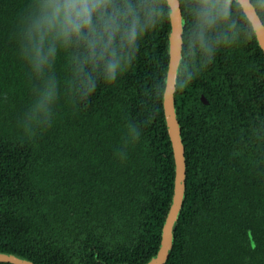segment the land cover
Segmentation results:
<instances>
[{"label": "trees", "instance_id": "obj_1", "mask_svg": "<svg viewBox=\"0 0 264 264\" xmlns=\"http://www.w3.org/2000/svg\"><path fill=\"white\" fill-rule=\"evenodd\" d=\"M180 1L174 95L187 178L165 264H264V50L233 0L224 11L241 31L204 54L197 17ZM33 2L0 0V251L37 264L144 263L160 247L176 177L164 110L168 0H134L123 13V0L110 10L85 9L84 39L94 37L97 58L105 56L86 65L95 87L87 96L75 91L73 49L58 48L53 119L30 135L24 122L35 80L21 25ZM100 15L109 18L103 28ZM112 52L119 67L109 79Z\"/></svg>", "mask_w": 264, "mask_h": 264}, {"label": "clouds", "instance_id": "obj_2", "mask_svg": "<svg viewBox=\"0 0 264 264\" xmlns=\"http://www.w3.org/2000/svg\"><path fill=\"white\" fill-rule=\"evenodd\" d=\"M134 0H123L121 12L130 10ZM143 2V0H140ZM193 15L197 17V37L201 50L210 56L221 43L235 39L241 31L239 21L229 19L224 11L233 0H185ZM121 0H34L28 16L21 25V48L23 57L29 62L35 80L33 91L35 102L27 114L24 129L27 134H33L36 128L44 129L50 126L53 119L52 106L58 95V84L53 72L54 60L58 48L73 49L72 62L76 73L75 91L80 96H87L95 87L93 78L86 72V65H96L97 60L105 61L102 54L96 56L98 41L93 37L85 40L83 25L87 18L81 20L85 9H112ZM256 6L264 10V0H255ZM70 14H64L65 10ZM75 9L73 12L72 10ZM114 22V21H113ZM103 28L109 24V18L100 15L97 21ZM250 28V25H249ZM137 25L125 33L131 42L135 38ZM95 32L96 29H91ZM109 79L119 67L116 53H111V59L105 62ZM138 135L131 130L132 139ZM126 152L121 153V158Z\"/></svg>", "mask_w": 264, "mask_h": 264}, {"label": "water", "instance_id": "obj_3", "mask_svg": "<svg viewBox=\"0 0 264 264\" xmlns=\"http://www.w3.org/2000/svg\"><path fill=\"white\" fill-rule=\"evenodd\" d=\"M238 1L241 3L245 13L250 19L256 32L258 41L264 50V22L259 15L256 6L253 4L252 0ZM168 3L170 6L172 27L169 37L170 61L166 76V87L164 91V110L176 162L175 187L172 202L163 225L160 247L155 255H153L144 263L140 264H165L167 261L174 245V230L179 213L183 207L186 191L187 162L185 145L182 139L181 124L177 117L174 95L177 83V75L183 54L182 47L184 18L180 0H168ZM201 98L205 102H208V99L204 93L201 95ZM0 261H10L16 264H37L26 257L4 251H0Z\"/></svg>", "mask_w": 264, "mask_h": 264}]
</instances>
